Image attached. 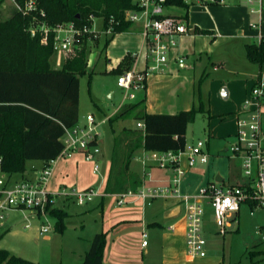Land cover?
<instances>
[{
	"label": "rangeland",
	"instance_id": "rangeland-1",
	"mask_svg": "<svg viewBox=\"0 0 264 264\" xmlns=\"http://www.w3.org/2000/svg\"><path fill=\"white\" fill-rule=\"evenodd\" d=\"M7 2L10 0H4L3 4ZM172 9L176 10L175 8ZM4 15L0 14V19H3ZM249 21L252 22L251 18ZM34 24L35 22L32 21L29 28ZM102 25L101 17L93 19L92 30L99 33L98 42L89 40L86 54L87 71L79 76L78 123H85L88 114L93 116L97 125L96 130L99 132V145L106 157L110 153L114 135H119L124 126L131 128L137 126L136 119L132 115L118 119L112 124L108 122L109 115L118 108L120 103L128 102L124 99L125 90L117 84L119 74L113 69L126 55H130L133 60L129 70L139 72V70L145 69V48L141 47L140 38L137 39V42L135 41L134 34L120 32L116 33L102 49L104 38L110 35V33L101 32L103 30ZM221 40L224 41L222 45H215L211 51L207 48L202 52L201 61H199L200 73L194 84L192 102L191 99L189 102V108L201 106L202 111L195 114L193 121L188 123L186 128L185 148L195 144L198 140H202L205 144L208 162L196 163L183 176L178 184L182 193H186L184 187H188L187 193H192L199 186L204 185L208 179L214 178L215 180L213 173L216 171L222 173L224 186L235 183V181L241 184L245 179L242 174L240 159L230 156L229 149L237 140L238 121L243 118L248 120L250 118L248 110L256 106L257 100L251 94V87L257 74H250L257 69V65L247 59L243 44L237 43L238 41L234 36ZM65 54L66 52L63 50H54L50 57L51 66L61 67V63L66 57ZM207 56H210V59ZM204 65L205 70L202 73L201 68ZM214 66H216L215 70L213 69ZM245 84H247L246 90ZM227 86L235 90V94L223 97L221 90ZM135 93L137 94L138 91ZM136 98L137 95L131 101ZM238 107L240 110L236 112ZM262 142L264 143V137ZM224 146H226V151H223ZM220 149L221 151L218 152ZM217 153L223 155H217ZM145 154L146 152L142 148L136 150L131 158L130 168L143 177L145 187L166 186L167 184L163 182L152 180L153 175H146L149 170L142 162L146 158ZM185 160L186 156L183 154L180 157L181 166L185 164ZM34 161L38 160H29V163ZM96 162L101 167V160ZM200 165L209 166V172L207 171L206 175L199 168ZM154 168L165 175L169 171L171 173L173 171L170 166L156 165ZM101 171L95 174L94 186L98 187L100 183ZM1 175L5 178L3 173ZM96 198L93 197L83 204L70 201L65 208L73 214L63 218L61 230L57 228V216L50 212L37 216L36 212L30 208L7 210L0 225V234L3 233L0 237V248L22 254L30 259L39 258L42 264H59L61 259H63V264L65 258L72 255L70 251L77 247V245H73L72 240L76 236L85 237L89 233L91 235L93 227H99V212L97 210L93 212L84 211V208ZM158 198H151V202ZM104 199L110 201L112 196L105 195ZM147 199L150 200V198ZM147 199H144V203ZM81 209L83 210L80 211L82 213H75ZM6 222H10L8 227L5 225ZM26 223L29 224L28 227L24 226ZM41 224L49 225L47 233L41 232ZM82 224H84L83 228L80 226ZM263 224L264 209L260 207L251 208L247 202H243L237 214V222H233L225 234H220L213 224V208L210 204H205L203 206L202 232L206 240V255L193 257L194 259H187L185 262L183 260V264H199L204 260L211 264H264V254L260 252L264 248V233L259 229ZM45 234L51 235L52 238L44 239L43 235ZM145 239L150 242L149 248L151 249L150 260L147 261V264H161L162 257L159 245L153 247V242L149 236L147 237V234ZM185 253L187 254L186 244Z\"/></svg>",
	"mask_w": 264,
	"mask_h": 264
},
{
	"label": "trees",
	"instance_id": "trees-1",
	"mask_svg": "<svg viewBox=\"0 0 264 264\" xmlns=\"http://www.w3.org/2000/svg\"><path fill=\"white\" fill-rule=\"evenodd\" d=\"M23 6L27 0H15ZM35 9L23 13L16 6L11 15L0 20V170L11 175L23 173L29 160L46 164L62 149L61 137L65 128L78 123L79 76L87 71V46L92 38L88 32L76 36L75 48L65 54L61 67L50 66L54 52V31L58 24L72 22L78 28H92L95 17H101L102 29L111 27L102 49L116 34L128 31L132 22L125 13L136 9L133 0H33ZM3 0H0V5ZM169 4L188 6L182 0H168ZM43 11V14L41 13ZM49 27L47 41L41 34L29 32L31 22ZM250 62L264 71V43L245 44ZM132 57L126 55L113 69L119 75L129 70ZM145 88V80L142 92ZM202 107H191L176 113H148L144 110V96L122 103L108 117L112 124L132 115L142 127L124 126L114 136L110 172L104 191H124L129 178L128 165L133 152L142 146L147 151H178L186 146V128ZM253 208L252 202H247ZM61 230L66 213L52 207ZM264 228V224L260 226ZM3 233L0 234V237ZM105 233L94 234L80 264H102ZM264 254V248L260 250ZM0 264H39L0 248ZM231 264V263H229ZM236 264V263H232Z\"/></svg>",
	"mask_w": 264,
	"mask_h": 264
},
{
	"label": "crops",
	"instance_id": "crops-1",
	"mask_svg": "<svg viewBox=\"0 0 264 264\" xmlns=\"http://www.w3.org/2000/svg\"><path fill=\"white\" fill-rule=\"evenodd\" d=\"M14 6L13 0L4 4L2 2L0 5V14H5L3 19H6L11 15ZM172 8H175L176 10ZM167 10L172 14L184 16L188 26L193 30V33L176 37V44L171 48L166 63L161 66L160 69L145 74L146 80L144 91L142 92L140 90L136 95L139 97L142 95L144 96V110L148 113L172 114L180 110L189 109L190 99L191 102L193 99L194 84L200 73L199 61H201L202 52L207 50V48L211 51L215 45H222L224 41L221 39H227L228 37L234 36L238 41L237 43L243 44L244 48L247 43H264V0H220L216 3L203 5L192 4L187 9L183 7H171ZM250 18L252 22L260 19L261 34L263 36L262 40L257 38L258 32L250 26ZM124 33L134 34L136 42L138 41L137 39L140 38L141 47L144 49L141 25L139 23H132L129 30L124 31ZM179 57L183 58V62H178L177 59ZM207 57L209 58L210 56ZM212 63L214 64V62ZM146 64L147 61L145 58V67ZM215 67L216 66L213 68L214 70ZM204 70L205 65L201 68V72L203 73ZM259 72L260 68L257 65V69L252 71L250 75L255 73L258 74ZM227 88L226 97L235 94V90H232L229 86H227ZM246 88L247 84H245V90ZM122 103L123 102H121L120 105ZM239 110L240 107L237 108L236 112ZM115 111H113V113ZM258 111L260 114V126L264 134V99L259 103ZM113 142L114 137L110 153L106 157L103 155L98 139L100 154H98L93 160H86L80 153H75L69 158H59L53 165L48 189L59 191L62 188L69 189L70 187H75L77 189L93 188L98 189V191L103 194L112 196V193H106L104 189L110 172ZM140 148L144 149L142 146L138 147L134 150L133 155L135 151ZM206 148H208L207 145ZM223 148V151L227 150L226 146ZM220 151L221 149L218 150V152ZM145 152L146 157L151 156L155 151L145 150ZM217 155L223 154L217 153ZM97 160H101L102 165L101 167L99 166V170L95 172L93 167ZM145 161L146 159L142 162L145 163V167H148L147 170H149V172H146V175H153L152 180L154 181H160L167 185L170 184L169 179L173 175V171L172 173L169 171L167 175H165L155 170V162L149 159L148 161L150 162ZM130 164L131 159L128 165L129 178L126 179L125 185L127 186V189L139 191L145 187L142 179L143 177L134 172L130 168ZM42 166L43 164L41 161L30 163L27 161L26 170L23 173H14L11 175L2 173L9 184L26 177H34ZM182 167L187 168L186 160ZM205 167L206 166L204 165H200L199 168L202 169L206 175L209 166ZM99 171L102 172V176L97 187L94 186V183L96 182L95 174ZM189 171L190 168L186 173ZM214 174L215 180L223 185L224 177L221 176L222 173L216 171L213 175ZM212 180H214V178L208 179L207 182ZM245 181L246 179H244V182L241 184H244ZM231 184L239 183L235 181V183H230V185ZM179 190L182 193V189ZM184 191L187 193L189 191L188 187H184ZM116 192L120 191L117 190L114 193ZM104 196L105 195L96 196L97 198L84 208V211L87 212H93L94 210L99 212V227L94 226L91 235L89 233L88 235L86 234L87 236L85 237L76 236V238L72 240L73 245H77V247H74L76 249L70 251L72 252V255L65 258L63 264H80L85 252L90 246L94 234L97 232H104L106 239L102 264H147L151 255V249L149 248L150 242L147 241L145 246L142 245V232H145L147 237L149 236L151 238L153 247L159 245L162 257L161 264H183V260L185 262L187 259H194L185 253L184 208L182 202L176 195L169 194L167 196H160L157 200L151 202L150 205L144 203V200L141 198L128 197L127 202L120 207H115L118 205L115 204L113 197L110 201H107L104 199ZM70 201L74 200L69 197L58 196L55 199L53 207H58L62 209L67 216H71L73 212L67 211L65 208L69 205ZM80 211L83 210L75 211V213H82ZM9 224L10 222H6V227H8ZM83 225L84 224L80 226L83 228ZM170 225H172L173 228H169ZM259 229L261 230L262 228L259 227ZM43 238L51 239L52 237L49 234H45L43 235ZM81 238L83 239L82 241ZM138 241L139 243H137ZM9 252L42 264L41 259L39 258L30 259L22 254L13 253L11 251ZM62 261L63 259H61L59 264H62ZM199 264L211 263L204 260Z\"/></svg>",
	"mask_w": 264,
	"mask_h": 264
},
{
	"label": "built area",
	"instance_id": "built-area-1",
	"mask_svg": "<svg viewBox=\"0 0 264 264\" xmlns=\"http://www.w3.org/2000/svg\"><path fill=\"white\" fill-rule=\"evenodd\" d=\"M14 5L23 13H28L35 9L33 0H27L23 6L15 0ZM137 5L136 9H130L125 13V19L132 23L141 25V35L145 48V58L147 61L143 71L135 72L127 70L117 78V84L125 90L124 99L131 101L135 98L137 91L142 90L145 74L158 70L169 58L171 48L176 44V37L193 33L188 26L186 19L182 15L170 13L167 9L178 7L169 4L168 0H133ZM188 7L192 4L216 3L220 0H182ZM43 14V11H41ZM258 34L257 38L262 40L260 19L250 23ZM41 34L40 41L45 43L49 32V27L44 23H35L29 28V32L34 35ZM54 50L60 49L70 52L75 48L76 36L88 32L92 38L98 37V32L92 28H78L72 22L58 24L53 28ZM103 33H110L111 27L102 30ZM134 56V55H133ZM178 62H183L179 57ZM251 94L257 100L255 108L248 110L250 118L238 121L237 140L229 149L230 156L238 157L241 160V169L246 181L244 184H231L224 186L216 180L209 181L199 186L192 193H181L178 184L186 171L196 163H206L207 153L205 144L198 140L195 144L184 148V150H168L157 152L151 156H146V160H152L156 165L173 168V175L170 184L164 187H144L139 191L127 189L112 193L116 205L121 206L127 202L128 197L141 198L146 200V204H151V198L176 195L182 202L185 222V235L187 254L190 257H204L206 255V240L204 238L203 227V206L210 204L213 208V223L216 231L225 234L232 223L237 222V214L243 202H252L254 207L264 209V137L260 126V114L258 106L260 100L264 99V71L257 74L251 87ZM138 127H142L141 122H137ZM96 123L91 114L86 116L83 124L76 123L72 127L65 128L61 137L62 149L58 155L44 164L34 177H26L19 181L8 184L3 178L0 170V225L4 219V213L11 209L30 208L37 216L45 215L54 206L56 197L64 196L72 198L76 203L83 204L96 196H103L98 189L85 188L77 189L70 187L62 188L59 191L48 189V184L52 176L53 165L59 158H69L75 153H80L86 160H93L100 154L98 145L99 132L96 130ZM186 156L187 168L180 165V157ZM94 171L99 170L97 162L94 163ZM252 214V211L250 212ZM29 226L28 223L25 224ZM169 228H173L172 225ZM48 224H41V232L47 233ZM264 233V228L261 229ZM146 233L142 232V245L147 244Z\"/></svg>",
	"mask_w": 264,
	"mask_h": 264
},
{
	"label": "water",
	"instance_id": "water-1",
	"mask_svg": "<svg viewBox=\"0 0 264 264\" xmlns=\"http://www.w3.org/2000/svg\"><path fill=\"white\" fill-rule=\"evenodd\" d=\"M226 91H227L226 88H222L221 94H222L223 97H226V95H227L226 94L227 93Z\"/></svg>",
	"mask_w": 264,
	"mask_h": 264
}]
</instances>
